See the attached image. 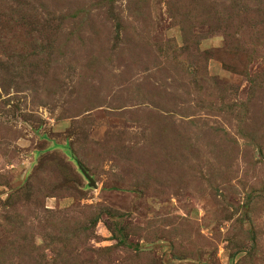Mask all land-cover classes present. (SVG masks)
Returning a JSON list of instances; mask_svg holds the SVG:
<instances>
[{"label": "rangeland", "instance_id": "1", "mask_svg": "<svg viewBox=\"0 0 264 264\" xmlns=\"http://www.w3.org/2000/svg\"><path fill=\"white\" fill-rule=\"evenodd\" d=\"M0 264H264V0H0Z\"/></svg>", "mask_w": 264, "mask_h": 264}, {"label": "water", "instance_id": "2", "mask_svg": "<svg viewBox=\"0 0 264 264\" xmlns=\"http://www.w3.org/2000/svg\"><path fill=\"white\" fill-rule=\"evenodd\" d=\"M81 170H82V173L84 174V176L90 181V183L92 185H95L93 179L83 169H81Z\"/></svg>", "mask_w": 264, "mask_h": 264}]
</instances>
